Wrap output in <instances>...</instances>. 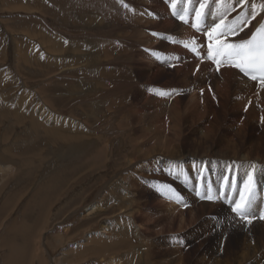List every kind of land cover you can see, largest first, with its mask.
I'll return each instance as SVG.
<instances>
[{"label":"rangeland","instance_id":"rangeland-1","mask_svg":"<svg viewBox=\"0 0 264 264\" xmlns=\"http://www.w3.org/2000/svg\"><path fill=\"white\" fill-rule=\"evenodd\" d=\"M132 1L0 0V167L13 166L0 182V264L10 260L17 264H151L171 255L176 264H228L241 253L237 231L250 228L253 221L264 223V191L255 184L250 186L248 217L253 218L249 223L232 211L244 187L214 183L215 176L181 182V175L158 159L152 144L134 146V141L122 136L125 130L117 131L127 110L115 104L121 96L126 102L130 91H146L151 76L158 77V83H177L175 64H156L145 54L151 55L152 45L146 39L143 15ZM53 37L60 41L59 47L50 42ZM164 38L172 43L167 35ZM112 68L136 69L142 81L134 86L124 77L102 72ZM205 71L196 86L215 72ZM184 87L189 94L198 91L195 86ZM23 93L27 96L20 102ZM189 99L186 96L182 103L185 116ZM215 103L225 118V108ZM29 113L33 119L26 117ZM240 114L239 109L232 114L233 123H238ZM32 120L41 121L42 126L31 125ZM65 120L84 122L91 142L50 133L54 127L69 128ZM259 121L246 130L251 137L247 149L261 142L264 146ZM93 132L101 139L110 137L109 145H104L106 140L93 141ZM202 188L208 196L196 192ZM171 196L178 203L173 209ZM127 198L132 201L131 216H127ZM202 202L209 206L198 221L192 212ZM92 205L98 211L88 215ZM224 205L227 211L221 215ZM258 215L260 219H254ZM130 217L135 223L131 227L126 222ZM204 218L214 223L206 227ZM106 226L108 234L103 233ZM119 240L122 245L114 248ZM98 241L112 248L98 254ZM128 242L132 250L125 246ZM94 244L97 253H90ZM12 248L16 254L10 255Z\"/></svg>","mask_w":264,"mask_h":264},{"label":"bare ground","instance_id":"bare-ground-1","mask_svg":"<svg viewBox=\"0 0 264 264\" xmlns=\"http://www.w3.org/2000/svg\"><path fill=\"white\" fill-rule=\"evenodd\" d=\"M132 2L135 6L139 7L137 10L143 15L142 19L144 20V24L142 25L143 28L147 30L146 39L151 41L152 45V49H149L151 55L148 54L146 50L145 54L154 58L156 64L161 63L164 65L167 61L169 65L172 63L175 64L174 72L177 75V83L171 84V81L168 80L163 83H158L159 81H155L160 80L158 77L149 76L150 79L146 91L144 90V92H141L137 89L130 91L129 99L126 102L121 96V98H119L120 100L118 99L115 104L118 103V109L125 110V108H127V110H125V113H123L124 111L122 110L123 115L121 119H123L119 120L121 125L117 124V131L125 130L122 136L129 137L130 142L134 141V146L138 145L149 148L153 145L155 150L154 153H156L158 159L164 162L163 164L167 165L169 170L179 173L181 175V182L195 180L198 176L203 179L209 176H215L214 183L220 181L223 185H226L225 182H229L228 185L231 187L236 183L238 186L245 188L243 192H248L252 184H255V187L259 188L260 192L264 191V146L261 142L259 145L255 146L251 144L250 148L247 149V144L251 137L246 131L248 130V126L256 119L260 120L259 123L264 127V83L251 79L250 76L245 75L239 68L235 67L231 61L224 57H222V64H220L217 71H215L212 64L206 59L208 55L207 51L204 48L200 49V47H198V50L196 48L198 45L202 44L200 41H204L205 37H210L217 43V46L220 43L237 44L242 40H248L251 31L259 24L264 23V9L260 7V5L264 4V0H227L226 11L223 16L217 15V3L213 2V0H208V3L205 5L207 15H202L195 20L191 18L187 11L189 7L187 0H183V2L182 0H133ZM193 6L201 13L205 11V9L200 8L198 3ZM178 9H184V11H178ZM180 16H184L185 20H188V22L185 23L184 20L180 19ZM193 23L197 24L199 30H197V28L195 30L193 29ZM218 25L219 27H217ZM228 29H234V33ZM166 35L168 38H171V40H169L172 41V43L166 42L164 38ZM193 38L194 43L192 42ZM50 42L53 43V46L54 44H58L57 47L60 45V41L54 39V37ZM185 42H189L191 46L186 47ZM77 45L79 44L77 43ZM82 45L84 46V44ZM75 50H77V48H75ZM208 69L210 71H215L212 78H208V81L202 85L199 84V86H196L195 84L198 83V78L200 76L204 77L203 71L206 70L205 72H207ZM102 72H105L107 75L112 73L114 74L113 77H117L118 75L121 79L124 77V79L132 83L131 85H134L136 82L138 83L140 80L142 81V79L136 76V69L133 68L130 71L112 68L111 70H102ZM186 85L195 86L196 89L198 88V91L189 94L187 93L188 88L186 90L184 87ZM211 85H213V88ZM26 96L27 94L23 93L20 96V102H24ZM186 96H189L190 99L188 101L189 115L185 116L184 105L182 103ZM216 101L225 108L227 112L225 118L220 116L221 114H219L220 111L218 110L219 107L217 104H212ZM24 107H26V105H24L23 108ZM112 108L113 107L110 109ZM238 109L242 114L237 118L238 123L236 124L233 123L231 118L232 114ZM34 113L35 111H33L31 115L35 117L36 113ZM111 113L116 112L114 110L111 111ZM29 115L30 113L26 117H29ZM31 115L30 117L33 119ZM16 116L18 117V115ZM227 121H231L232 124H228ZM32 122L31 125L33 124V126L37 127L39 123L40 126H42L41 121L35 122L32 120ZM63 124H70L78 129H73L71 126L68 128L62 125L63 127L60 128L54 127V131L52 130L50 133L54 132L71 140L80 139V137L87 138L89 142H91L90 133L88 131L89 128L84 122L80 125L73 120H65ZM79 126L82 128L81 130ZM56 129L58 130L56 131ZM47 131L50 130L47 129ZM130 132H132L131 135L127 134ZM262 132L264 134V130H262ZM92 136L93 141L96 142H100L99 140H106L107 143L105 142L106 144L104 143V145L111 142V138L107 135V139H105L106 137L101 139V136H97L95 132L92 133ZM153 156L154 154L150 157ZM132 160L130 158L129 162H132ZM172 160L174 161L172 162ZM129 164L132 165V163ZM12 171V165L6 168L0 167V182L2 181L1 179H5ZM57 183L55 182V184ZM214 186H216V184H214ZM199 190H201V192L204 191L202 188L196 190V192H199ZM124 191L125 196L130 194L129 191L125 189ZM224 195V193L221 194V197L226 200ZM205 196H208L206 192ZM127 200V216H131L132 201L129 198H127ZM177 204L176 198L171 196L170 207L173 209ZM96 205L89 207L87 211L88 215L92 214L94 211H98ZM199 206L200 208L194 211L192 210V213H194L193 218L196 220L200 219L202 210L208 207L209 203L202 202ZM257 206L258 204H256V207ZM225 208L226 206L223 207L221 215L226 213L227 209ZM219 210L217 209L216 212ZM248 211H252V209L249 208ZM252 218H250V220H252ZM127 219L126 222L130 227L135 224L132 217ZM254 219L259 220L260 216L258 215V217H254ZM201 221H203L202 224H206V227L214 223L210 218ZM253 223L249 224L250 228L243 231H241V228L237 231L239 235L237 242L242 247L241 253L235 256L230 262H227L228 264H264V223H258L257 225ZM105 228L103 233L105 232L108 234L109 226ZM99 235L101 236L102 234L100 233ZM219 239L220 242L223 241V238ZM98 242V254H102L112 248V245L100 241ZM121 245L122 241L119 240V243H117L114 248H118ZM22 246H24V244ZM125 246L130 249L129 242ZM130 250H132V247ZM137 250L139 253H142L141 251L143 249L139 247ZM89 251L90 253H97V244L92 245ZM15 252L16 248H12L9 254L13 255ZM143 257L146 261L147 258L145 254ZM175 261L176 258L171 255L161 261H153L151 264H159L160 262H162L160 264H176L174 263ZM16 262L17 261L12 262V260H10L9 264H17Z\"/></svg>","mask_w":264,"mask_h":264},{"label":"snow or ice","instance_id":"snow-or-ice-1","mask_svg":"<svg viewBox=\"0 0 264 264\" xmlns=\"http://www.w3.org/2000/svg\"><path fill=\"white\" fill-rule=\"evenodd\" d=\"M187 2L189 4L187 11L193 20L202 15H207L205 5L208 3V0H187ZM213 2L218 5L217 15L223 16L226 11L227 0H213ZM197 3L201 9H205L203 13L193 6ZM260 7L264 9V4L260 5ZM178 11H184V9H178ZM180 19L184 20L185 23L188 22V20H185L184 16H180ZM192 26L199 30L196 23H193ZM217 27H219V25ZM228 30L234 33V29ZM192 42L194 43V38ZM185 46L189 47L191 45L189 42H185ZM213 56L226 58L245 75H250L251 79H259L261 83H264V24H261L248 40H242L237 44L220 43L214 50L210 46L209 57ZM251 198L252 189L249 187L248 194L245 195V193L242 192L240 199L234 202L232 211L240 215L241 219L248 220ZM209 199H211V197H209ZM248 222L250 223L251 221L249 220Z\"/></svg>","mask_w":264,"mask_h":264}]
</instances>
